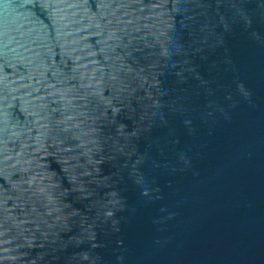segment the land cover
<instances>
[{
	"label": "water",
	"instance_id": "obj_1",
	"mask_svg": "<svg viewBox=\"0 0 264 264\" xmlns=\"http://www.w3.org/2000/svg\"><path fill=\"white\" fill-rule=\"evenodd\" d=\"M0 264H264V0H0Z\"/></svg>",
	"mask_w": 264,
	"mask_h": 264
}]
</instances>
